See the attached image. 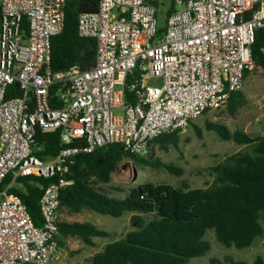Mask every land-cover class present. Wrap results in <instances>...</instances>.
I'll return each mask as SVG.
<instances>
[{
    "label": "built area",
    "instance_id": "obj_1",
    "mask_svg": "<svg viewBox=\"0 0 264 264\" xmlns=\"http://www.w3.org/2000/svg\"><path fill=\"white\" fill-rule=\"evenodd\" d=\"M172 1L157 39L149 0H100L78 23L79 36L97 43L93 65L53 73L51 41L63 32L66 0H0V187L9 175L12 184L51 180L40 227L17 195L0 190V264H55L60 193L74 185L66 175L76 156L119 144L143 157L154 139L224 108L257 70L252 45L264 27V0ZM136 70L140 78L128 84ZM39 131L60 132L56 156L36 154Z\"/></svg>",
    "mask_w": 264,
    "mask_h": 264
},
{
    "label": "trees",
    "instance_id": "obj_2",
    "mask_svg": "<svg viewBox=\"0 0 264 264\" xmlns=\"http://www.w3.org/2000/svg\"><path fill=\"white\" fill-rule=\"evenodd\" d=\"M100 0H66L63 32L51 41L53 73H65L74 66L89 69L96 58L97 43L81 38L78 34L79 17L98 10ZM175 11L174 5L168 18ZM24 19L23 28L28 30ZM166 25L159 28L157 39L163 37ZM252 56L257 69L264 70V27L256 31ZM141 76L136 70L128 84ZM13 86L7 98L14 97ZM55 92V88L52 90ZM128 94V93H127ZM130 97L132 95L128 94ZM243 91L230 96L226 105L235 114L245 105ZM60 107L61 103L52 104ZM207 130L216 132L225 141H234L248 148L227 157L212 168L215 176L211 186L191 189L187 183L181 187L143 184L129 191L124 199L109 196L103 185L109 184L113 174L127 158L140 165L151 164L142 157L131 155L119 144L97 149L91 154L81 153L70 166L67 179L74 185L61 191V211L71 214L92 211L101 215L121 218L132 213L135 229L119 240L109 242L101 252L91 257L88 264H191V260L204 257L211 245L205 239L209 230L215 232L218 242L237 250L251 248L256 239L264 237V135L253 137L242 131L231 133L227 127L210 123ZM198 136L201 130L195 127ZM179 133L167 134L154 139V145L167 150L177 145ZM36 141L42 150L40 157L56 156L60 147V132L37 133ZM174 174H180L172 165L159 164ZM13 175L2 183L0 190L8 189L26 206L36 226L43 223L39 202L44 188L51 180L41 177H18ZM147 216H151L148 219ZM58 245L65 247L68 239H79L88 247H95V239L110 237V233L91 223L66 222L59 225ZM230 264H245L228 259ZM212 260L211 264H218ZM254 264H264L258 257Z\"/></svg>",
    "mask_w": 264,
    "mask_h": 264
},
{
    "label": "rangeland",
    "instance_id": "obj_3",
    "mask_svg": "<svg viewBox=\"0 0 264 264\" xmlns=\"http://www.w3.org/2000/svg\"><path fill=\"white\" fill-rule=\"evenodd\" d=\"M157 8L159 28L165 26L168 12L173 7L172 0H149ZM243 93L245 105L235 114H230L226 106L220 110L209 112L192 121L186 130L179 133L178 144L170 145L167 150L154 145L142 158L151 164L140 165L130 158L125 159L113 174L109 184L103 185L105 192L115 198L124 199L130 190L143 184L170 185L181 187L187 183L191 189L206 188L214 182L212 168L223 162L227 157L246 151L243 145L234 141H225L214 131L207 130L208 122L220 124L231 133L242 131L253 137L264 135V70L257 69L246 78ZM195 127L201 130V136ZM159 164L172 165L180 174H174ZM132 213H125L121 218L101 215L92 211L71 214L68 210L61 211V221L91 223L101 230L110 233L105 239H95V247L86 246L79 239H68L65 247L60 249L55 264H88L94 254L101 252L112 241L119 240L135 229L131 222ZM151 219V216H147ZM205 239L210 243L209 252L201 258L191 260V264H230L228 259L245 264H254L258 257L264 260V237L256 239L248 249L237 250L221 245L213 230H209Z\"/></svg>",
    "mask_w": 264,
    "mask_h": 264
},
{
    "label": "crops",
    "instance_id": "obj_4",
    "mask_svg": "<svg viewBox=\"0 0 264 264\" xmlns=\"http://www.w3.org/2000/svg\"><path fill=\"white\" fill-rule=\"evenodd\" d=\"M96 244V243H95Z\"/></svg>",
    "mask_w": 264,
    "mask_h": 264
}]
</instances>
